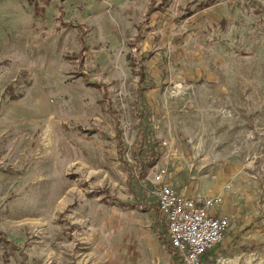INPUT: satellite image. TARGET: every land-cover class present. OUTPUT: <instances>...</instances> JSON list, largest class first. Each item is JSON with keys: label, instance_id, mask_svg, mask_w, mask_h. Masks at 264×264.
Segmentation results:
<instances>
[{"label": "rangeland", "instance_id": "374dc122", "mask_svg": "<svg viewBox=\"0 0 264 264\" xmlns=\"http://www.w3.org/2000/svg\"><path fill=\"white\" fill-rule=\"evenodd\" d=\"M161 1L0 0V264H175L160 171L264 244V0ZM140 66L161 155L133 181Z\"/></svg>", "mask_w": 264, "mask_h": 264}, {"label": "built area", "instance_id": "2783aa9c", "mask_svg": "<svg viewBox=\"0 0 264 264\" xmlns=\"http://www.w3.org/2000/svg\"><path fill=\"white\" fill-rule=\"evenodd\" d=\"M164 175L160 171L155 177L159 185L156 204L170 251L180 264H220V258L215 259L212 253L224 239L229 224L227 216L215 214L221 197L196 201L165 183Z\"/></svg>", "mask_w": 264, "mask_h": 264}, {"label": "trees", "instance_id": "16d2710c", "mask_svg": "<svg viewBox=\"0 0 264 264\" xmlns=\"http://www.w3.org/2000/svg\"><path fill=\"white\" fill-rule=\"evenodd\" d=\"M129 1H133V0H129ZM166 1L171 2L173 0H162L160 5L158 6H163V4ZM149 14L151 15L152 13ZM138 75H139V79L137 86V96H138V101L140 102V108H138L139 114H138V122L136 125L135 139L130 147V154H131L130 156L133 161V166H132L133 172L127 177L128 180H133V181H135V179L138 178V175L142 174L147 167L153 166L158 161L161 155L159 151V143L154 138L153 130L149 119V114H150L149 106L146 105L144 100V93L150 90L152 85L151 83L148 84V82L146 81V74L144 72L143 66H140V72L138 73ZM87 84L88 86H91L92 88H95L96 90L101 92L103 97V103L106 105L108 112L111 113V115L115 118L117 122L115 111L112 109L111 101L108 97L107 86L104 84L89 83L88 81ZM114 140L116 141L118 151L121 152V150L123 149V142L121 139V131L117 128V124H116V134ZM118 207L126 208L128 206L118 201ZM164 233H165V229L161 223L158 238L161 244L165 247L166 251L172 255V259L175 262V264H180L178 261V257L170 251L167 241L163 239Z\"/></svg>", "mask_w": 264, "mask_h": 264}, {"label": "crops", "instance_id": "0c3cea01", "mask_svg": "<svg viewBox=\"0 0 264 264\" xmlns=\"http://www.w3.org/2000/svg\"><path fill=\"white\" fill-rule=\"evenodd\" d=\"M214 196L221 197V203L216 209L222 204L224 194H216ZM189 197V196H188ZM192 198V197H191ZM194 199V198H193ZM262 203V198L259 200V204ZM155 209L157 211V204L155 205ZM215 214L217 216H227L229 218V224L222 242L216 247L214 258H220V264H256L257 260L260 262L263 258L262 252L260 250L264 247L263 239L257 236V233H247L241 235L242 230L244 231L247 228L255 229L254 224L249 222L245 225L244 228L236 227L234 224H231L230 215L226 214L224 211ZM259 213L261 210L259 209ZM158 214V212H157ZM159 219L160 216L158 214ZM162 222V225H165ZM159 234V232H158ZM166 234V229H165ZM167 241V236H166ZM168 243V242H167ZM259 251V252H258ZM249 257V258H248ZM245 261V262H244Z\"/></svg>", "mask_w": 264, "mask_h": 264}]
</instances>
